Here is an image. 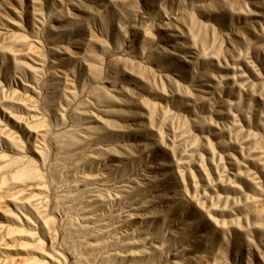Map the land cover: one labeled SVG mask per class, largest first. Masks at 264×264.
<instances>
[{"label":"rangeland","instance_id":"1","mask_svg":"<svg viewBox=\"0 0 264 264\" xmlns=\"http://www.w3.org/2000/svg\"><path fill=\"white\" fill-rule=\"evenodd\" d=\"M0 264H264V0H0Z\"/></svg>","mask_w":264,"mask_h":264}]
</instances>
